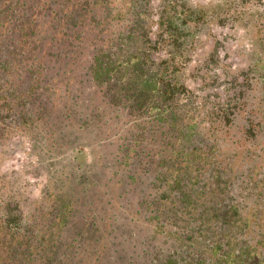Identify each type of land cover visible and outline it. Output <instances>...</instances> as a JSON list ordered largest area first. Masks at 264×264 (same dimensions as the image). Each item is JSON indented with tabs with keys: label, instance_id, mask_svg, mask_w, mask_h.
<instances>
[{
	"label": "trees",
	"instance_id": "1",
	"mask_svg": "<svg viewBox=\"0 0 264 264\" xmlns=\"http://www.w3.org/2000/svg\"><path fill=\"white\" fill-rule=\"evenodd\" d=\"M6 1L0 0V124L6 122L10 132L18 133H28L40 124L49 134H55L56 118L48 114L59 102L55 100L56 77L69 67L70 74L80 71L86 77L83 84L92 89L87 100L92 139L101 134L98 129L107 132L115 126L113 117L125 114L139 120L145 115L146 119L133 124L127 136L115 139L120 140L116 144L120 169L129 171L108 182L110 190L107 186L104 190L106 211L112 209L110 204L116 202L124 183L137 189L146 177L147 200L136 199L135 204L149 209L152 233L166 235L169 243L162 256L157 251L154 255L147 246H126L125 236L117 237L119 249L92 246L105 240L107 235L102 232L107 231L109 219L99 222L103 215L97 219L91 213L92 220L87 224L92 228L85 237V248H74L76 236L70 241L74 250L49 246L39 262L105 264L108 253L111 264H264V239H260L264 237V222L259 223L254 213L249 219L241 214L243 197L238 200L233 193L238 181L227 176L223 165L218 164L214 150L217 138L208 135L207 139L202 132V119L194 117L190 107L194 97L184 81V62L189 53L186 44L193 47L206 24L230 23L246 36L264 39V13L255 8L258 1L204 4L191 0H75L70 42L66 37L61 43L63 58L69 61L63 67L52 64L60 58L53 53V39L42 44L29 29L30 23L36 28L41 22L49 34L54 20H41L55 14L48 0H34L30 6L25 0ZM79 26L76 37L73 31ZM84 29L86 35L82 37ZM63 30L57 29L64 35ZM260 50L264 51V46ZM254 58L249 66L257 63L261 73L256 78H264V53L257 52ZM73 86L72 81L70 89ZM73 158L76 168L84 167L81 151H76ZM133 163L137 167L131 171ZM77 206L72 201H60L58 215L64 211L72 214ZM252 218L257 223H251ZM57 222L63 227L64 216ZM77 234L81 239V232ZM9 254L12 256L6 254L7 259L0 264H15V248ZM31 255V251L23 254L26 264H35ZM74 255L80 256L79 262Z\"/></svg>",
	"mask_w": 264,
	"mask_h": 264
},
{
	"label": "rangeland",
	"instance_id": "2",
	"mask_svg": "<svg viewBox=\"0 0 264 264\" xmlns=\"http://www.w3.org/2000/svg\"><path fill=\"white\" fill-rule=\"evenodd\" d=\"M25 1L28 6L34 2ZM209 1L219 0H191L192 3L204 4ZM250 1L252 3L254 0ZM257 1L255 8L264 13V0ZM6 2L11 3V0ZM48 2L49 9L55 14L45 15L41 20L42 23L50 18L54 20L49 34L41 22L36 24V28L30 23L29 29L36 37L41 38L42 44L53 39V44L56 45L53 53L60 58L52 61V64L63 67L69 61L63 58L64 48L61 43L66 37H69L70 42V17L74 15L72 8L77 1ZM236 26H230V23H208L200 30L204 34H197L193 47L186 44L189 53L184 62V81L194 97L190 103L194 117L202 119L204 127L201 125L200 129L203 127L202 132H205L207 139L208 135L217 138L218 149L216 144L214 150L218 153V164L223 165V172L227 176H231V179L236 177L235 180L238 181L233 193L238 200L240 195L243 197L245 206L242 205L241 214L249 219L250 214L254 213L258 222L262 223L264 78H256L261 69L257 63L253 67L249 63L255 59L257 52L264 53L260 50L264 46V39L246 36ZM59 27H64V35L57 31ZM79 28L80 26L73 31L76 37ZM86 30L81 34L82 37L86 35ZM66 70L67 72L61 71L62 76L56 77L55 100L59 102L48 114V117L56 118L55 134H49L40 124L28 130V133L10 132L6 122L0 124V263L15 248L18 253L12 259L15 264H26L23 254L29 251L32 252L35 264H41L39 261L43 260V250L49 246H67L73 249L70 241L76 236L78 242L73 244L74 248H85V237L92 228L87 224L92 220L91 213H95L97 219L103 215L99 222L109 219L105 224L107 231L102 232L107 235L105 240L101 243L93 242L92 246L94 244L98 248L105 246L106 249H119L120 239L117 237L125 236L128 239L126 246L132 243L138 248L147 246L152 248L154 255L157 251L162 256L169 247L166 235L152 233L154 228L149 224V209L135 204L136 199L147 200L144 188L149 185L148 179L142 177V184L137 189L125 186L124 183L122 192L118 193L116 202L110 204L112 209L108 212L104 194L106 186L109 188L108 182L111 183L122 175L126 176L129 171H121L117 162L116 144L120 140L115 141L116 137L127 136L132 125L145 120L146 116H141L139 120L125 114L113 117L111 121L115 126L107 132L98 129L101 132L98 137L103 135L102 138L92 139L93 125L88 120L90 107L87 103L92 89L83 84L86 77L80 71L70 74V67ZM72 81L74 86L70 89ZM40 98L46 100L42 94ZM41 102L43 103L42 100ZM47 109L45 107L46 112ZM81 123L84 125L78 129L77 126ZM76 151L84 154L85 165L81 169L75 166L73 155ZM130 167L133 171L137 166L133 163ZM108 178L111 180L107 181ZM88 183H92V186ZM60 201H72L78 203V206L72 214L64 211L62 215H58ZM88 201L93 204L89 206ZM59 216H64L63 227H58ZM253 219L251 223H257ZM78 232H81V239ZM260 239L263 240L264 237L261 236ZM108 242L110 243L107 244ZM43 244L44 248L41 249ZM74 256V260L79 262L80 256ZM108 257L107 253L105 264H111Z\"/></svg>",
	"mask_w": 264,
	"mask_h": 264
}]
</instances>
